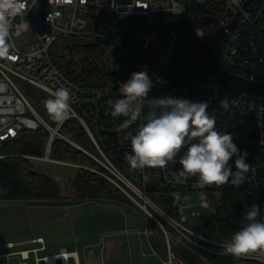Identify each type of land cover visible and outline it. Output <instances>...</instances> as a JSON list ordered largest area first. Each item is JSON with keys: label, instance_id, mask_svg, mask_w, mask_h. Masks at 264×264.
Listing matches in <instances>:
<instances>
[{"label": "built area", "instance_id": "2783aa9c", "mask_svg": "<svg viewBox=\"0 0 264 264\" xmlns=\"http://www.w3.org/2000/svg\"><path fill=\"white\" fill-rule=\"evenodd\" d=\"M237 14L236 23L229 26ZM220 27L228 34L223 47L226 70L264 84V0H25V10L11 18L8 51L0 55V141L46 128L49 145L44 156L33 159L59 162L51 157V145L64 138L61 124H49L18 82L49 92L67 88L70 117L85 128L101 156L83 150L110 174L90 169L125 192L142 212L144 226L125 227L123 232L139 239L143 256H159L151 242L157 235L166 252L162 264H190L180 250L200 249L264 264V250L234 256L226 250L228 241L200 230L202 222L214 225L227 196L232 224L253 204L264 210V98L247 92L228 97L225 89L222 94V87L195 78L190 70L179 82H171L162 75L152 50L165 36L193 48L197 37ZM189 53L178 59L180 66H188ZM143 69L152 80L149 96L176 94L207 101L217 129L232 133L241 150H247L244 183L201 189L194 187L196 177L174 181L181 168L178 162L163 168L129 166L125 155L138 125L112 117L109 101L118 98L120 82ZM107 149L113 150L111 155ZM160 195L167 196L163 205L152 198ZM189 219L198 220L195 228L187 224ZM46 250L43 237L0 243V264H47L52 254H41ZM57 256L55 264H81L77 251L63 248Z\"/></svg>", "mask_w": 264, "mask_h": 264}, {"label": "clouds", "instance_id": "9594fccd", "mask_svg": "<svg viewBox=\"0 0 264 264\" xmlns=\"http://www.w3.org/2000/svg\"><path fill=\"white\" fill-rule=\"evenodd\" d=\"M25 10V0H0V55L8 51L11 18ZM50 20V14L48 16ZM152 80L146 69L132 71L120 82L119 96L109 101L112 117H123L124 124L137 123L130 136L131 150L125 159L132 169L163 168L178 162L181 168L176 183L196 177L194 187L239 186L248 172L247 150L233 140L232 133L221 132L206 100L185 95L149 96ZM52 121L62 124L70 117V93L57 88L44 100ZM221 106L228 107L226 100ZM179 154V155H178ZM264 249V210L253 204L243 214L242 226L232 232L227 252L240 256Z\"/></svg>", "mask_w": 264, "mask_h": 264}, {"label": "trees", "instance_id": "16d2710c", "mask_svg": "<svg viewBox=\"0 0 264 264\" xmlns=\"http://www.w3.org/2000/svg\"><path fill=\"white\" fill-rule=\"evenodd\" d=\"M152 50H155V61L160 66L162 75L171 82H179L181 75L189 71L187 65L180 66L178 64V59L183 53L188 54L192 50L190 45L179 43L170 36H165ZM219 90L224 94L223 88H219ZM41 94L42 96L36 102V109L48 123L55 126L57 123L51 120L44 106V100L49 95ZM59 132L79 145L85 146L87 141H91L85 128L72 117L61 124ZM49 137V131L46 128H41L37 131H25L14 139L0 141V154L4 155L0 157L1 199H19L26 204L36 203L38 205L53 206L66 204V196L73 195L72 197L78 198V200H83L86 197L90 200L99 198L113 200L112 198H114L119 202L121 201V203L128 202L131 206L135 205L129 196L111 181L85 167H94L110 174L98 160L75 144L66 142L63 138L53 140L51 157L60 162L68 163H61L65 168L62 175H58V178H62L59 181L64 182H58L56 180L57 176L36 171L34 162L37 160L27 159L24 155L44 156ZM89 150L91 153H98L95 145H92ZM112 151L107 149L109 155ZM70 165H82L83 167ZM224 200L226 202L223 208L220 209L214 225L208 224L206 221L202 222L200 230L204 233L213 231L221 239L229 241L232 232L242 226L243 218L232 224L233 215L229 206L230 197L227 196ZM180 251L190 264H206L202 257L217 264H262L203 249Z\"/></svg>", "mask_w": 264, "mask_h": 264}, {"label": "rangeland", "instance_id": "374dc122", "mask_svg": "<svg viewBox=\"0 0 264 264\" xmlns=\"http://www.w3.org/2000/svg\"><path fill=\"white\" fill-rule=\"evenodd\" d=\"M18 83L35 107L37 100L42 96L41 93L51 94L44 88L22 81ZM63 139L88 152L94 145L92 141H87L83 146L65 136ZM92 154L98 158L101 156L99 152ZM24 157L33 159V155L30 154L24 155ZM70 166L83 167L82 165ZM85 167L99 170L94 167ZM64 168L65 166L61 163L56 164L39 159L34 162L36 171L57 176L58 182L62 179L58 178V175H62ZM72 196H66V204L53 206L26 204L19 199H2L0 202V243L43 237L47 250L42 251L41 254L53 255L65 247L70 251H79L81 264H160V260L153 255L142 256L139 239L134 235L127 236L123 232L125 227L144 226L142 212L136 205L131 206L128 202L121 203L114 198H112L113 200L101 198L90 200L86 197L83 200H78ZM152 198L158 204L163 205L167 196H152ZM74 200L77 203H74ZM197 222L196 219H189L187 224L195 228L194 225ZM206 234L220 241L215 232ZM151 242L157 248L160 256L165 258L166 252L162 249L161 239L155 235L151 237ZM208 247L212 248L210 245ZM31 264H34V260L31 261Z\"/></svg>", "mask_w": 264, "mask_h": 264}, {"label": "water", "instance_id": "95a60500", "mask_svg": "<svg viewBox=\"0 0 264 264\" xmlns=\"http://www.w3.org/2000/svg\"><path fill=\"white\" fill-rule=\"evenodd\" d=\"M237 17L238 14L229 26H233L236 23ZM227 35L226 29L220 27L197 37V43L193 46L188 56L190 72L195 78L203 82L214 83L222 87L228 92V97L247 92L264 98L263 83L243 79L226 70L223 60V47Z\"/></svg>", "mask_w": 264, "mask_h": 264}, {"label": "crops", "instance_id": "0c3cea01", "mask_svg": "<svg viewBox=\"0 0 264 264\" xmlns=\"http://www.w3.org/2000/svg\"><path fill=\"white\" fill-rule=\"evenodd\" d=\"M145 242V241H144ZM145 243H142V245H143V247H144V249L147 247V245L145 244ZM65 248V247H64ZM67 249V248H66ZM68 250V249H67ZM75 251H77V250H75ZM78 252V254H79V251H77ZM147 252H150L149 250H147ZM56 254V253H55ZM142 254V253H141ZM143 256V255H142ZM148 256H152V255H148ZM154 256V255H153ZM154 257H156V258H158L159 260H160V264H162V260L161 259H165L164 257H162V256H160V254H159V256H154ZM80 263H81V261H80ZM89 263V262H88ZM206 264H217V263H213V262H210V261H208V262H205Z\"/></svg>", "mask_w": 264, "mask_h": 264}, {"label": "bare ground", "instance_id": "6f19581e", "mask_svg": "<svg viewBox=\"0 0 264 264\" xmlns=\"http://www.w3.org/2000/svg\"><path fill=\"white\" fill-rule=\"evenodd\" d=\"M57 254H53V255L49 256L47 259V264H55L56 259L58 258Z\"/></svg>", "mask_w": 264, "mask_h": 264}]
</instances>
